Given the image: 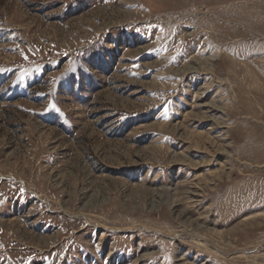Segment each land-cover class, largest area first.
I'll list each match as a JSON object with an SVG mask.
<instances>
[{"label":"rangeland","instance_id":"1","mask_svg":"<svg viewBox=\"0 0 264 264\" xmlns=\"http://www.w3.org/2000/svg\"><path fill=\"white\" fill-rule=\"evenodd\" d=\"M0 264H264V0H0Z\"/></svg>","mask_w":264,"mask_h":264},{"label":"bare ground","instance_id":"2","mask_svg":"<svg viewBox=\"0 0 264 264\" xmlns=\"http://www.w3.org/2000/svg\"><path fill=\"white\" fill-rule=\"evenodd\" d=\"M189 69L195 70L194 68H190V67H189Z\"/></svg>","mask_w":264,"mask_h":264},{"label":"snow or ice","instance_id":"3","mask_svg":"<svg viewBox=\"0 0 264 264\" xmlns=\"http://www.w3.org/2000/svg\"><path fill=\"white\" fill-rule=\"evenodd\" d=\"M167 112V109H165V113Z\"/></svg>","mask_w":264,"mask_h":264}]
</instances>
